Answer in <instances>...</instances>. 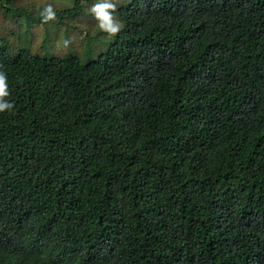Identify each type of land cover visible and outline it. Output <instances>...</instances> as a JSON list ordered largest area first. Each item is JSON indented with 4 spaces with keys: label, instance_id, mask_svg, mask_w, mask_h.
<instances>
[{
    "label": "trees",
    "instance_id": "obj_1",
    "mask_svg": "<svg viewBox=\"0 0 264 264\" xmlns=\"http://www.w3.org/2000/svg\"><path fill=\"white\" fill-rule=\"evenodd\" d=\"M100 2L0 0V264H264V0ZM34 21L108 48L9 53Z\"/></svg>",
    "mask_w": 264,
    "mask_h": 264
},
{
    "label": "rangeland",
    "instance_id": "obj_2",
    "mask_svg": "<svg viewBox=\"0 0 264 264\" xmlns=\"http://www.w3.org/2000/svg\"><path fill=\"white\" fill-rule=\"evenodd\" d=\"M7 35L12 42L9 53H15L20 48L28 47L32 52L45 56L78 55L82 61L96 58L108 48L110 40L105 33L100 31L95 38L87 41L84 39L85 32L80 34L74 28L68 30L52 22L46 24L42 21H34L31 24L24 22ZM81 39H84V42L80 41Z\"/></svg>",
    "mask_w": 264,
    "mask_h": 264
},
{
    "label": "clouds",
    "instance_id": "obj_3",
    "mask_svg": "<svg viewBox=\"0 0 264 264\" xmlns=\"http://www.w3.org/2000/svg\"><path fill=\"white\" fill-rule=\"evenodd\" d=\"M114 7L115 5L111 3V0H102V2L94 4L92 9L99 21L100 29L109 33H116L120 28L119 22L114 18L113 13L109 11V9H113ZM49 15H52V13L49 12ZM6 80L5 73L0 72V111L5 109L11 110L13 108L12 102L3 99L9 94Z\"/></svg>",
    "mask_w": 264,
    "mask_h": 264
}]
</instances>
